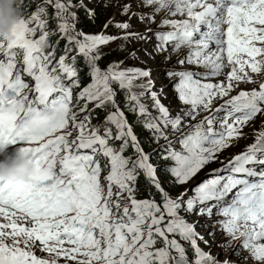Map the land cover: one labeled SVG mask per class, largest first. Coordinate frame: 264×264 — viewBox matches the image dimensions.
Wrapping results in <instances>:
<instances>
[{"label": "snow or ice", "instance_id": "1", "mask_svg": "<svg viewBox=\"0 0 264 264\" xmlns=\"http://www.w3.org/2000/svg\"><path fill=\"white\" fill-rule=\"evenodd\" d=\"M137 6L152 11L133 12L125 3L122 14L146 24L166 14L155 30L129 32L125 21L113 24L119 37L85 34L76 29L73 0H40L0 38V147L22 145L37 169L34 183L0 181V264H221L199 246L209 241L198 225L211 239L223 232L228 239L218 247L238 242L236 264H264V80L258 88H240L257 83L250 73L264 74V0H139ZM116 39L125 42L120 48L155 40L151 50L133 49L126 58L139 60L141 50L153 60L161 56L180 111L172 115L162 103L163 87L155 89L150 68H121L123 61L99 66L101 46ZM181 49L187 52L176 60L178 70L171 59ZM78 56L88 69L86 85ZM120 94L153 140L165 142L161 158L171 162L166 170L174 186L189 184L217 161L245 137V127L253 128V143L172 196L134 134ZM97 110L106 114L94 125ZM141 175L148 196L138 199Z\"/></svg>", "mask_w": 264, "mask_h": 264}, {"label": "rangeland", "instance_id": "2", "mask_svg": "<svg viewBox=\"0 0 264 264\" xmlns=\"http://www.w3.org/2000/svg\"><path fill=\"white\" fill-rule=\"evenodd\" d=\"M37 2L39 3L40 0H37ZM73 3L75 5V7H73L71 9V11L76 14V18H77L76 19V29L83 31L85 34H101V33H103L105 35H112V36L119 37L122 35V31L113 26L114 22H125V21L129 22L131 24V27L127 30L129 32H143L145 30V28L147 27V26L142 25L141 24L142 22H140L136 18H132L131 20H129L128 15L122 14V6L125 3H131L133 12L141 11V8H138V6H137L139 3V0H73ZM81 4L83 5V7L80 6ZM48 11H49V16H51L53 9L51 7H49ZM165 14H166L165 11H163V12L161 11V13H159V16L160 17L162 16L161 19L163 17H165ZM168 18L178 19L179 17H175V18L174 17H168ZM86 21H91V24H93V26L90 29H83L82 28V24L85 23ZM106 24L108 25L107 28H105ZM49 25L52 26L51 27L52 29L55 28V21L50 19ZM148 27L155 30L157 28V24L151 25ZM85 28H87V27H85ZM49 30H51V29H49ZM159 30L160 31H168L170 29L167 27H161ZM53 37H56V36H53ZM62 42H63V44H65V41L62 40ZM154 43H155V40H153V42L151 44H146L143 41H132V42L125 45V48H126V50H125V48H120V46L124 45L125 42L121 39H116L115 41L110 42L109 44H107L105 46H101V52H103L105 55H103L102 59L99 61V66L103 69V68H106L112 62L123 61V63L120 65L121 68H125V67L150 68L152 70V79L155 83V89L157 91H159L161 89V87H163V91L165 93L166 98H165V96L161 97L162 103H164L166 106H168L170 108L172 115H175L178 111H180L182 105L178 101L176 93L173 91V87H172L173 81H170L165 76L164 69H166L168 67V65L165 64V65H159L157 67H153L151 65H142V62H137L134 59H127L126 58L128 56V52H130L133 49H140V47L144 46L147 49L151 50ZM62 46L64 47V45H61V47ZM118 48L120 50H117ZM138 53H140V51ZM60 54H62V53L58 49L57 56H59ZM72 55H76V52L73 51L72 53H70L69 58ZM183 55H184V53L181 54V56H183ZM140 56H141V54H140ZM175 56H176V58H175ZM157 57H161V56H157ZM178 58H179V53L177 55H173V57L171 59V63L174 64L175 66H177L176 68L179 70L180 66L175 63ZM147 59L149 60L150 58L146 55L145 61ZM77 60L82 61L84 63V66H85L84 58L82 56H78ZM184 67L189 68V66H187V65H185ZM81 73L79 75H81ZM253 79L256 80L257 83L241 84L240 88L248 89V90H250L252 88H258V83L260 81L264 80V74H262L260 76H257L256 74H254ZM237 91H239V89L234 91L232 93V95L237 94ZM144 103L150 105L151 101L145 100ZM149 110L151 111V109H149ZM101 114H102L103 119H104V116L106 113L101 111ZM153 114L155 115V113H153ZM255 123L257 126H261L260 119H257ZM101 131H103V128H101ZM185 131H187V129H185ZM243 131L246 134L244 138L239 139V141L234 142L231 147H229L226 150L218 153L219 158L217 161L208 164L204 169L201 170V172H199L197 174L196 177H194L189 182V184L183 185V186H174L170 182L168 185L165 186V184L163 183V180L161 179V177L159 175L160 171L163 168L166 169V165H168V163H165L166 161L161 158L160 145H163L165 143L163 140H160L159 144H157L154 140L148 141V143H147L148 144V150L144 149V151L150 155V162L157 168L158 176L162 181V187H164L165 190L168 191L172 196H176L177 194L182 192L185 188H191L192 186L196 185L197 183L201 182L202 180L208 178V177H206V178H204V177L207 176V173L210 170L220 168L222 166L221 161H223V163L226 164L228 159H230L232 156L240 153L239 151L241 149L245 150V148H246L245 146H247V144H249L250 142H253L254 135H253V128L251 126L245 127L243 129ZM113 132L115 134V129H113ZM169 133H171L170 129H169ZM170 138H172L171 135H170ZM175 147L177 148V150H179L180 146L177 144V145H175ZM106 173H107V169H105V174ZM140 177L145 178L143 175H141ZM188 219H189V221H191V220L196 219V217L195 216H189ZM201 224H204L203 220H201ZM197 231L203 236L204 240L209 241L208 245H205L203 240L198 241L199 246L205 252L214 253L215 257L218 256V258L219 259L222 258L223 261L231 259L232 264H236L238 257L233 256L232 252H233V249L237 247V244L231 243V245H229L230 246L229 251L226 253V255L222 256V255H219L218 250H215L212 247H216L217 249H221V247H218L217 245L221 241H226L227 237L219 235L216 232L215 238L211 239L208 236L207 228L201 227L199 225L197 226ZM185 246L187 247V245H185ZM222 248H224V247H222ZM188 254L191 257L192 251L190 248L188 249ZM242 254L245 255L246 253H242ZM222 262H221V264H222ZM248 264H252V262L249 261Z\"/></svg>", "mask_w": 264, "mask_h": 264}, {"label": "clouds", "instance_id": "3", "mask_svg": "<svg viewBox=\"0 0 264 264\" xmlns=\"http://www.w3.org/2000/svg\"><path fill=\"white\" fill-rule=\"evenodd\" d=\"M20 17L19 0H0V38L13 33L14 26ZM8 146L0 147V155L4 157L3 160H0V181L8 184L34 183L37 169L31 153L21 151L20 148L9 153Z\"/></svg>", "mask_w": 264, "mask_h": 264}, {"label": "trees", "instance_id": "4", "mask_svg": "<svg viewBox=\"0 0 264 264\" xmlns=\"http://www.w3.org/2000/svg\"><path fill=\"white\" fill-rule=\"evenodd\" d=\"M30 2H31V7H29ZM19 3H20L21 15H23L24 17H27L35 9V6L38 2H37V0H19ZM92 26H93V24H91V21H86L85 23L82 24L83 29H90ZM51 27L52 26L49 25V29H52ZM85 27H87V28H85ZM56 39H57L56 37H51L52 42H55ZM61 45H64L62 40L60 41L59 49H63V46L61 47ZM77 67L83 69V71H80V73L82 72L80 75L82 85L88 84L90 82V77L87 75L88 69L84 66V63L80 60H77ZM118 99L120 101L121 108L123 110H125V114H126V117L129 121V123L133 127L134 134L137 135V137H138V140L141 144V147H143V149H145V150H148V144L147 143H148V141L153 140L149 131L146 130L142 126V124L136 119V117L133 114L129 113L126 110V107L124 104L123 94L118 95ZM97 113H98V119L92 120V124H94V125L102 122V120H103V116L101 114V111L97 110ZM110 143H115V145L118 147L120 142L119 141H110ZM251 143H253V142H250L247 145H250ZM243 151H244V149H241L239 152H243ZM131 153H132V149L129 148L128 151L125 153V155H130ZM165 163H168V165H170V161H166ZM159 175H160L161 179L163 180V183L165 184V186L168 185L171 177H170V174L167 172V170L165 168H163L160 171ZM138 186H139L140 191H139L137 198L138 199L146 198L148 196V184L146 182V179L143 177H139ZM153 191H155V190L153 189ZM155 198L157 201L160 200V196L158 193L156 194Z\"/></svg>", "mask_w": 264, "mask_h": 264}, {"label": "bare ground", "instance_id": "5", "mask_svg": "<svg viewBox=\"0 0 264 264\" xmlns=\"http://www.w3.org/2000/svg\"><path fill=\"white\" fill-rule=\"evenodd\" d=\"M154 7V6H153ZM151 10H152V8L150 7V8H143V9H141V11H144V12H151ZM163 12V11H162ZM161 13V12H160ZM162 17V16H161ZM161 17L159 16V14H157L156 16H155V23H151V24H146V23H141L142 25H144V26H151V25H155V24H158L159 22H160V20H161ZM175 18V17H174ZM180 18V17H179ZM146 47H140V49H145ZM186 52H187V49H181V51L179 52V57H181V54L182 53H184V55L186 54ZM140 54H141V56H140ZM138 56H139V60H137V59H134V60H136L137 62H142V65H151V66H153V67H157V66H159V65H165L164 63H161L160 61H161V59H162V57H156L154 60L153 59H147L146 61H145V53H144V51H140V53H138ZM175 58H176V56H175ZM187 66H189V65H187ZM177 67V66H176ZM190 67V66H189ZM197 71H205V69H203V68H199V69H196ZM252 76L254 75V74H251ZM220 79H224V77L223 76H221L220 77ZM248 88V87H247ZM176 101V100H175ZM169 105V104H168ZM229 247L230 246H227V247H224V248H222L221 247V249H217L216 247H212L213 249H215V250H218V252H219V255H222V256H224V255H226V253L229 251ZM213 256H214V253H211ZM247 254V253H246ZM245 254V255H246ZM215 257V256H214ZM221 262L223 261L222 260V258H220L219 259Z\"/></svg>", "mask_w": 264, "mask_h": 264}, {"label": "water", "instance_id": "6", "mask_svg": "<svg viewBox=\"0 0 264 264\" xmlns=\"http://www.w3.org/2000/svg\"><path fill=\"white\" fill-rule=\"evenodd\" d=\"M207 176H205L204 178H206Z\"/></svg>", "mask_w": 264, "mask_h": 264}]
</instances>
